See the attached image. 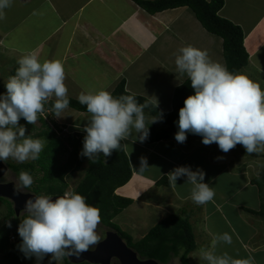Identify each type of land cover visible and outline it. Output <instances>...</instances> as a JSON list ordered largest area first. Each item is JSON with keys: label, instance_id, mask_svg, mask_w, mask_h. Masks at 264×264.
Instances as JSON below:
<instances>
[{"label": "crops", "instance_id": "1", "mask_svg": "<svg viewBox=\"0 0 264 264\" xmlns=\"http://www.w3.org/2000/svg\"><path fill=\"white\" fill-rule=\"evenodd\" d=\"M219 14L244 33L249 62L237 73L264 88V0H224ZM188 44L207 50L212 60L227 66L223 39L209 33L187 6L151 14L135 0H12L0 20V65L10 73L29 54L41 62L58 59L65 68L67 98L78 100L81 93L95 92L89 83L112 93L125 80L128 92L156 101L153 105L165 114L174 111L175 91L188 79L175 65L178 49ZM0 78L4 82L9 75L4 79L0 72ZM86 113L67 107L55 121L66 126L65 132L86 134L89 124L79 121ZM144 114L146 123L156 117ZM177 130V125L159 119L140 142V134L130 126L122 142L132 177L116 194L133 203L114 222L139 241L168 216L178 215L189 219L195 235L189 264H204L196 258L199 249L209 247L213 235L223 232L232 235V243L252 264H264V217L257 213L262 197L253 181L264 170V151L248 154L238 143L224 153L216 143L204 145L194 134L178 143ZM141 157L147 159L145 171H140ZM177 166L202 169L215 192L213 200L195 204L186 177L173 188L167 174ZM234 248L221 244V251L229 255H234Z\"/></svg>", "mask_w": 264, "mask_h": 264}, {"label": "clouds", "instance_id": "2", "mask_svg": "<svg viewBox=\"0 0 264 264\" xmlns=\"http://www.w3.org/2000/svg\"><path fill=\"white\" fill-rule=\"evenodd\" d=\"M11 3L12 0H0V20ZM175 65L181 74H186L193 89L179 109L175 133L178 143L194 134L202 137L204 145L216 143L224 153L238 143L248 154L264 151V88L260 84L246 74L230 71L225 64L212 60L207 50L191 44L178 49ZM65 79L64 65L58 59L41 62L36 55L29 54L18 60L15 74L7 79L5 91L0 93V160L6 161L10 156L19 162L39 159L45 142L29 137L16 143L17 133L13 129L21 117L28 124H35L44 103L53 95L54 112L59 117L69 103ZM78 100L91 114L90 124L84 128L86 135L80 155L92 161L101 153L110 157L120 147V141L130 135V126L140 134L139 141L144 142L150 134V125L162 118L160 113L146 123L147 105L139 104L132 95L114 97L104 88L81 93ZM18 133L24 137L25 128L19 126ZM140 163V171L149 168L146 158L141 157ZM182 177L191 185L190 198L195 204L213 200L215 192L205 182L202 169L193 171L190 166H177L167 174L173 188ZM19 180L24 187L33 184L27 172H21ZM26 211L17 229L22 241L19 250L25 258L35 255L39 261L49 253L56 259L67 255L78 257L100 243L99 209L75 191H65L54 200L49 195L29 199ZM7 226L11 227V223ZM220 244H232V235L229 232L213 235L211 245L201 247L196 258L204 264H252L249 259L218 253Z\"/></svg>", "mask_w": 264, "mask_h": 264}, {"label": "trees", "instance_id": "3", "mask_svg": "<svg viewBox=\"0 0 264 264\" xmlns=\"http://www.w3.org/2000/svg\"><path fill=\"white\" fill-rule=\"evenodd\" d=\"M142 8L151 14L162 12L178 7H189L196 15L202 26L211 34L223 39L224 56L227 68L230 71L238 72L249 62V54L244 46V33L242 29L232 21L220 16V10L224 6V0H135ZM18 65L15 66L9 77L15 74ZM5 83L0 78V93L4 92ZM193 93L188 79L183 85L177 87L174 94V111L170 114L160 112L152 102L141 96L134 95L127 91L126 81L122 80L112 92L114 97L132 95L141 105H147L145 112H150L156 117L162 113V120L177 125L179 109L183 106L185 98ZM68 107L81 112H87L86 106L79 103V100L67 98ZM55 100H47L44 103V111H50L49 115L54 119L53 125L49 124L44 117V111L38 114V121L41 129L37 131L35 124H28L24 118V125L27 133L32 138L48 139L44 144L39 159L27 162L14 163L6 161L10 170L17 176L21 172H27L35 178L31 187H24L30 192L42 196L51 197L63 195L69 190L67 176L79 172L86 166L85 174L77 186L72 190L87 198V202L95 205L100 212V223L109 230L118 232L126 243L133 248L141 258L155 259L161 264H169L175 257H180L181 264H189V254L196 249V240L192 225L189 219L178 215L168 216L157 226L152 228L148 234L139 241L123 231L114 219L124 209L129 207L133 200L116 194L119 187L127 184L132 177V169L128 156L125 153L122 140L120 147L113 150L112 155L105 158L101 153L94 161L87 156H81L83 140L86 134L69 133L64 134L63 126L55 121L54 104ZM37 131L34 135L31 132ZM170 136V133L165 137ZM260 189L262 207L258 214L264 217V170L259 176L253 179ZM8 208L4 224L0 227V254L6 264H30L31 258H25L24 253L19 250L22 242L18 235V226L27 214L17 216L14 205L5 198H0ZM11 223V227L7 224ZM11 236L16 241L11 242ZM49 263L56 264L57 259L52 254L48 255ZM64 264L71 263L67 256H63ZM81 264H90L84 262Z\"/></svg>", "mask_w": 264, "mask_h": 264}, {"label": "water", "instance_id": "4", "mask_svg": "<svg viewBox=\"0 0 264 264\" xmlns=\"http://www.w3.org/2000/svg\"><path fill=\"white\" fill-rule=\"evenodd\" d=\"M9 170V165L4 160H0V198L11 201L14 205L16 215L21 216L22 213H27L26 202L29 199L34 201L39 196L32 192L21 191L14 182L3 183L1 180ZM58 196H54L52 199L54 200ZM67 258L73 264H81L84 262L90 264H113L114 260L120 264H161L155 259L141 258L126 243L122 236L114 230H108L106 237L94 249L83 252L78 257L75 255H67Z\"/></svg>", "mask_w": 264, "mask_h": 264}, {"label": "rangeland", "instance_id": "5", "mask_svg": "<svg viewBox=\"0 0 264 264\" xmlns=\"http://www.w3.org/2000/svg\"><path fill=\"white\" fill-rule=\"evenodd\" d=\"M6 22V21H4ZM3 23V22H2ZM6 24V23H4ZM38 32H36L35 34H37L35 36V34H32L33 35V38H36L38 36ZM34 40V39H33ZM0 61H3V55H0ZM6 66V65H5ZM8 67V66H6ZM11 70V69H10ZM10 70L7 69V68H4L3 65H0V72H1V75H2V78L4 79H7L8 78V75L10 73ZM7 81V80H6ZM4 81V82H6ZM93 85V86H92ZM88 88H91L93 91H97L99 90V86L97 83H89L87 84ZM5 91V89H4ZM44 111V110H43ZM45 112V111H44ZM45 118L47 120V122L51 125L52 122L54 121V119L45 112ZM79 121L83 122V124H90V121H91V114L90 113H86L84 116H80L79 117ZM59 126L57 127L59 130H60V124H58ZM19 126H23L25 128V135L24 137H20L19 136V133H18V128ZM35 126L37 127V131H39L41 129V123L37 120V122L35 123ZM11 127V126H9ZM66 128V126H64L62 129L64 130ZM16 133H17V137H16V143H22L23 139L25 138H29L30 136L28 135L27 133V130H26V127L24 125V120H23V117H21V119L19 120V125L13 129ZM37 131H32L31 134H35ZM64 134H69L68 132H65ZM32 138V137H31ZM33 139H39V138H33ZM41 140L44 141V139L41 138ZM45 143L47 142L48 143V139L46 141H44ZM44 143V144H45ZM5 161V160H4ZM6 161H9V162H14V163H21L19 162L18 160H16L15 158H13L12 156H10ZM5 161V162H6ZM27 161H31V160H27ZM27 161H24V162H27ZM7 163V162H6ZM85 169H86V166H84L82 168V170H80L79 172H76L74 174H71L69 176H67V180L69 182V190L75 188L77 186V184L79 183V181L82 179V177L84 176L85 174ZM36 180L35 178H33V181ZM3 183H8V182H14L17 186L18 189H20L21 191H24V192H30V190H27L26 188H24L21 183L19 182L17 176L11 171L9 170L8 173L2 178L1 180ZM68 190V191H69ZM54 197V196H53ZM8 213V208L6 206L5 203L1 202L0 201V227L5 223L4 222V219H5V216L7 215ZM130 215L134 216V213H131V212H128ZM22 214H27V213H22ZM116 223V222H115ZM109 229L107 227H105L104 225H102L101 223H99L98 225V228H97V232H98V235L100 236V241L103 240L105 237H106V232L108 231ZM234 247V250H233V253L234 255H231L232 257L234 258H238V259H249L248 256H245L244 255V252L242 251V249L237 246L236 244L232 243ZM96 247V246H95ZM94 247V248H95ZM93 248V249H94ZM221 244L218 245V253H223L221 251ZM50 254V253H49ZM49 254H46L42 260H37V257L35 255H32L30 258V264H48L49 263V258H48V255ZM251 258H253V254H250ZM255 259V258H253ZM255 262V260H254ZM0 264H6V261L3 257V254H0ZM56 264H64V258L63 256L59 259H57V263ZM113 264H120L118 261H113ZM170 264H181L180 263V260L177 259V261L175 262H171Z\"/></svg>", "mask_w": 264, "mask_h": 264}, {"label": "built area", "instance_id": "6", "mask_svg": "<svg viewBox=\"0 0 264 264\" xmlns=\"http://www.w3.org/2000/svg\"><path fill=\"white\" fill-rule=\"evenodd\" d=\"M65 131H66V129L63 130V132H65ZM15 241H16L15 236H11V242H15Z\"/></svg>", "mask_w": 264, "mask_h": 264}]
</instances>
